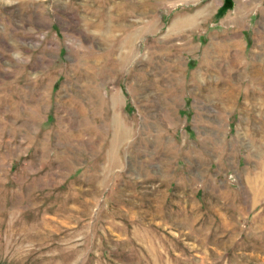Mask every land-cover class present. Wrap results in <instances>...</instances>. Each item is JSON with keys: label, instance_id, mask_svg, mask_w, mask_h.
<instances>
[{"label": "rangeland", "instance_id": "rangeland-1", "mask_svg": "<svg viewBox=\"0 0 264 264\" xmlns=\"http://www.w3.org/2000/svg\"><path fill=\"white\" fill-rule=\"evenodd\" d=\"M0 264H264V0H0Z\"/></svg>", "mask_w": 264, "mask_h": 264}, {"label": "crops", "instance_id": "crops-1", "mask_svg": "<svg viewBox=\"0 0 264 264\" xmlns=\"http://www.w3.org/2000/svg\"><path fill=\"white\" fill-rule=\"evenodd\" d=\"M232 20L240 21L241 19L239 17L233 18Z\"/></svg>", "mask_w": 264, "mask_h": 264}]
</instances>
